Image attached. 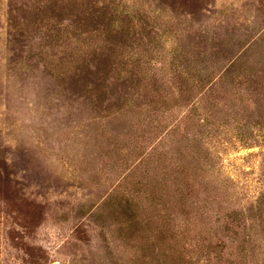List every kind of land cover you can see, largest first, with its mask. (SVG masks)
Masks as SVG:
<instances>
[{
    "label": "rangeland",
    "instance_id": "374dc122",
    "mask_svg": "<svg viewBox=\"0 0 264 264\" xmlns=\"http://www.w3.org/2000/svg\"><path fill=\"white\" fill-rule=\"evenodd\" d=\"M0 264H264V0H0Z\"/></svg>",
    "mask_w": 264,
    "mask_h": 264
},
{
    "label": "trees",
    "instance_id": "16d2710c",
    "mask_svg": "<svg viewBox=\"0 0 264 264\" xmlns=\"http://www.w3.org/2000/svg\"><path fill=\"white\" fill-rule=\"evenodd\" d=\"M129 107V103L127 104ZM186 156V162L182 164V167L185 169L182 172L186 175V188L190 189V194L188 196L193 197L192 192H196V197H201L202 199H205L208 201V191L206 188V184H209L211 182V179L208 175V170L203 169L202 172L199 169V163L202 161L201 156L198 153L193 154V159L188 158L189 154L187 155V152L184 153ZM192 168L190 169V167ZM201 183L205 182V187L201 186L199 182ZM201 188V189H200ZM189 193V192H188ZM197 206V205H196ZM196 206L193 210H190L187 213V216L192 215L197 209ZM192 207V206H191ZM199 209V208H198Z\"/></svg>",
    "mask_w": 264,
    "mask_h": 264
}]
</instances>
